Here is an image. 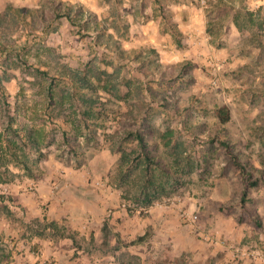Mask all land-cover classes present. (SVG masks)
I'll list each match as a JSON object with an SVG mask.
<instances>
[{
	"label": "rangeland",
	"instance_id": "rangeland-1",
	"mask_svg": "<svg viewBox=\"0 0 264 264\" xmlns=\"http://www.w3.org/2000/svg\"><path fill=\"white\" fill-rule=\"evenodd\" d=\"M43 1L0 0V264H26V240L59 231L26 206L42 201L39 182L50 175V180L61 179L65 169L85 163L102 165L104 149H111L110 158L105 157L111 163L126 128L146 133L162 161L176 172L159 179L163 191L157 201L180 200L208 230L229 219L234 228L245 227L244 233H264V177L247 188L225 146L208 140L219 126L215 109L227 105L232 151L247 169H264V72L259 78L254 73L230 77L217 74L211 64L209 70L200 67V78L196 65L183 72L187 77L161 82L157 68L146 75L140 71L160 61V55L154 45L134 44L123 30L128 28L122 12L128 11L127 0H62L93 11L112 40H119L121 52L105 48L95 34H79L65 17L41 20L37 11L46 5ZM134 48L141 49L137 57H145L143 66L132 54ZM152 49L157 54L150 55ZM65 66L81 71L90 89H76L63 72ZM193 96L207 110L182 106L180 114L162 106L164 97L184 105ZM87 98L92 105L85 103ZM88 139L93 142L87 157ZM122 148L134 150L136 143L123 141ZM245 189L248 200L242 204Z\"/></svg>",
	"mask_w": 264,
	"mask_h": 264
},
{
	"label": "crops",
	"instance_id": "crops-1",
	"mask_svg": "<svg viewBox=\"0 0 264 264\" xmlns=\"http://www.w3.org/2000/svg\"><path fill=\"white\" fill-rule=\"evenodd\" d=\"M125 5L130 41L154 45L161 62L191 60L198 72L214 64L217 74L237 78L264 72V0H127ZM110 150L102 151V165L85 163L65 169L61 179L50 175L39 182L43 199L29 202V212L71 233L30 236L23 246L26 264H155L166 255L183 257L184 264H264V233H244L233 220H221L215 230L222 242L211 244L182 219V205L156 201L129 210L111 177L120 152L109 163ZM139 236L146 238L125 244Z\"/></svg>",
	"mask_w": 264,
	"mask_h": 264
},
{
	"label": "trees",
	"instance_id": "trees-1",
	"mask_svg": "<svg viewBox=\"0 0 264 264\" xmlns=\"http://www.w3.org/2000/svg\"><path fill=\"white\" fill-rule=\"evenodd\" d=\"M46 5H42L37 11V15L41 20H46L48 15L53 19H58L65 17L69 20L71 25L78 27V33L81 35L95 34L105 48L112 51L121 52L119 40H112V35L109 32L107 25L98 20L96 14L87 9L83 3H70L69 1L62 0H44ZM126 34H129L128 28L125 26L123 29ZM180 40V34L175 30ZM140 48L132 49V54L136 56L137 63L144 65L145 57H137L140 52ZM157 54L155 49L150 51V55ZM129 58V57H127ZM157 63H154L152 67H142L140 71L143 74H148L150 71L157 68L161 72V82L175 81L177 77H187L183 75V72L190 70L191 66H196L197 63L192 62L191 60H184L175 65H164L161 61L157 60ZM183 69V70H182ZM44 71V69H39ZM182 71V72H181ZM46 72V71H44ZM64 74L67 78L71 80L76 89L86 91L90 89L88 80L84 78L81 71L74 69L69 66L63 68ZM182 73V74H180ZM185 74V73H184ZM180 75V76H179ZM178 78V79H179ZM175 91V90H174ZM173 91V92H174ZM195 96L191 97L187 103L184 105L180 104L177 100L171 104L168 103L166 97L163 98L165 103H162L164 108L169 110L178 109L179 113L185 111L181 110L182 106L184 109H187V106L195 107L199 109H206L207 106L200 100L193 99ZM88 105L93 103V99H83ZM95 107V106H94ZM216 116L219 120V126L216 127V130L213 134L208 136V140L212 143H218L225 146V150L228 155H230L232 163L237 166L240 172L243 174L245 186L248 188L250 186L258 185L261 177H264V169L252 166L250 169H247L246 163L241 159V155L234 153L232 151V140L227 137L226 124L231 120L230 108L227 105L219 106L215 109ZM191 117L194 116V112L189 111L188 113ZM147 132H152L150 129H146ZM122 136L126 140H132L136 143V148L134 150L128 151L122 148V142L119 143L117 151L120 152L119 161L117 164V170L112 177L114 184L122 191V198L131 203L134 206H148L155 203L158 197L163 191V186L159 179L162 176L165 178L170 177V174L176 172L172 171L166 163H164L160 155L155 151L154 141L146 140V133L137 131L136 129L126 128ZM36 144V143H33ZM72 147V146H71ZM75 148V147H72ZM244 190L242 196V204H245L248 200V195ZM131 204L129 210L132 209ZM51 228H56L59 235H67L62 229L58 227L54 222L50 223ZM146 236H139L135 240H132L126 245H134L143 241ZM155 264H184L183 257H173L166 255L162 260H155Z\"/></svg>",
	"mask_w": 264,
	"mask_h": 264
},
{
	"label": "built area",
	"instance_id": "built-area-1",
	"mask_svg": "<svg viewBox=\"0 0 264 264\" xmlns=\"http://www.w3.org/2000/svg\"><path fill=\"white\" fill-rule=\"evenodd\" d=\"M161 204L163 205H177L180 206L179 203L180 200H174V199H163V201H160ZM180 214L183 220H185L186 222L190 223L195 230H197L201 237L211 243V244H215L218 242H222L221 239L219 238V231L218 230H208V228H206L205 226L203 227L201 224L198 223L199 221V217L196 213L194 212H189L187 211L185 208H183L182 206H180ZM262 263H264V257H260Z\"/></svg>",
	"mask_w": 264,
	"mask_h": 264
}]
</instances>
